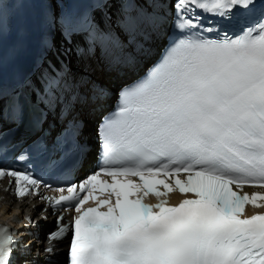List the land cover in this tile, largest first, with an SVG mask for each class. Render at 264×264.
Masks as SVG:
<instances>
[{"label":"snow or ice","instance_id":"snow-or-ice-1","mask_svg":"<svg viewBox=\"0 0 264 264\" xmlns=\"http://www.w3.org/2000/svg\"><path fill=\"white\" fill-rule=\"evenodd\" d=\"M256 2L176 0L175 27L192 34L177 39L145 79L121 94L98 134L100 170L56 189L58 198H44L79 213L69 264H264V214L242 218L246 205L264 207V192L243 191L264 189V18L243 35L208 39L202 33L213 29L194 15L200 9L228 17ZM64 24L70 28L72 21ZM59 86L55 77L47 82L41 103L49 110ZM14 108L23 113L22 97ZM46 120L41 109L34 124ZM5 177L14 178L19 197L44 183L28 171L0 167ZM177 190L195 198L170 206L166 197ZM150 195L158 202L145 203ZM89 201L96 206L85 209ZM68 232L61 225L50 239ZM15 244L0 226V264H11ZM46 251L55 253V245Z\"/></svg>","mask_w":264,"mask_h":264},{"label":"bare ground","instance_id":"bare-ground-1","mask_svg":"<svg viewBox=\"0 0 264 264\" xmlns=\"http://www.w3.org/2000/svg\"><path fill=\"white\" fill-rule=\"evenodd\" d=\"M63 1L59 0L58 3ZM155 1L160 4L167 0ZM166 32L167 30L159 29L158 32L152 33L151 40L146 43L149 48L140 55L139 62L129 69L120 68L101 54L90 55V47L85 40L72 37L67 58L74 68V72L71 73L73 79L69 82L73 92L69 93L70 89L67 90L69 93L68 100L71 101L74 94L80 95V101H76L73 112L76 114V118L85 120L83 132L89 136V142L92 136L89 132L93 127L96 128L93 125L99 114L103 115L104 111L108 110L113 98V89L135 78L137 73L140 74L146 65L152 63L150 60L155 56L154 54L159 50L160 45L163 44ZM106 89L108 93H104ZM102 95L105 97L101 100ZM92 160H94V155L91 151L87 154L84 162H91ZM6 185V180L0 184V225L15 230V234L26 245L27 254L22 257V260L26 261L27 264L36 262L37 264H64L65 240L46 241L45 233L53 227V218L48 216L49 211H41L43 201L36 196L14 199ZM179 199L180 197L176 198L174 203ZM256 210L263 211L264 207ZM252 211L249 210L246 214L249 215ZM29 232L32 234L30 235ZM53 245L56 247V252L50 254L45 248Z\"/></svg>","mask_w":264,"mask_h":264},{"label":"rangeland","instance_id":"rangeland-1","mask_svg":"<svg viewBox=\"0 0 264 264\" xmlns=\"http://www.w3.org/2000/svg\"><path fill=\"white\" fill-rule=\"evenodd\" d=\"M168 33V31L165 33V36H166V34ZM123 84V83H122ZM118 86L116 87V88H114L113 89V98H112V100H111V102H110V104L112 103V102H114V100L116 99V94H117V91H118ZM104 112H106V111H104ZM103 114V113H102ZM95 122V121H94ZM93 126H95V125H93ZM94 128V127H93ZM92 128V130L89 132V134H92L93 133V131H94V129ZM53 225V227H54V223H52ZM53 227L51 228V229H53ZM64 244L66 245V241H64ZM64 251V250H63ZM64 253V252H63Z\"/></svg>","mask_w":264,"mask_h":264},{"label":"trees","instance_id":"trees-1","mask_svg":"<svg viewBox=\"0 0 264 264\" xmlns=\"http://www.w3.org/2000/svg\"><path fill=\"white\" fill-rule=\"evenodd\" d=\"M94 129V128H93Z\"/></svg>","mask_w":264,"mask_h":264}]
</instances>
